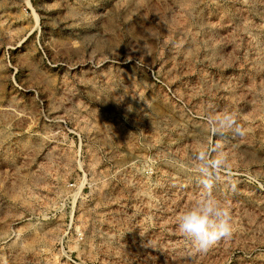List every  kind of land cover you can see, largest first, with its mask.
<instances>
[{"label":"rangeland","instance_id":"rangeland-1","mask_svg":"<svg viewBox=\"0 0 264 264\" xmlns=\"http://www.w3.org/2000/svg\"><path fill=\"white\" fill-rule=\"evenodd\" d=\"M225 111L233 234L199 254ZM0 264H264V0H0Z\"/></svg>","mask_w":264,"mask_h":264},{"label":"clouds","instance_id":"clouds-1","mask_svg":"<svg viewBox=\"0 0 264 264\" xmlns=\"http://www.w3.org/2000/svg\"><path fill=\"white\" fill-rule=\"evenodd\" d=\"M207 128L219 139L212 147L199 146L193 153L192 166L197 173L200 193L194 203L177 217V231L187 239L194 253L205 254L221 240L230 239L233 234L232 216L229 208L213 194L216 185L222 181L221 173L231 164L223 150V140L231 133L243 137L246 130L238 123L236 113L210 114Z\"/></svg>","mask_w":264,"mask_h":264}]
</instances>
